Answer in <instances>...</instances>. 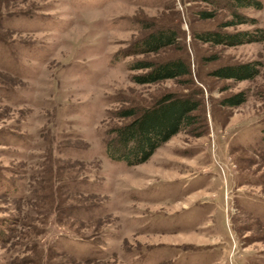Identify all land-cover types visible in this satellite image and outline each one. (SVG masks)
I'll use <instances>...</instances> for the list:
<instances>
[{
    "label": "rangeland",
    "instance_id": "obj_1",
    "mask_svg": "<svg viewBox=\"0 0 264 264\" xmlns=\"http://www.w3.org/2000/svg\"><path fill=\"white\" fill-rule=\"evenodd\" d=\"M231 1L0 0V264H264V66L211 74L262 59L264 42L194 37ZM239 11L257 23L226 31L264 27V6ZM157 27L178 43L125 56ZM173 58L191 75L140 84L147 70L129 68ZM168 92L201 99L197 123L143 164L111 161L109 133L130 120L117 111Z\"/></svg>",
    "mask_w": 264,
    "mask_h": 264
},
{
    "label": "trees",
    "instance_id": "obj_2",
    "mask_svg": "<svg viewBox=\"0 0 264 264\" xmlns=\"http://www.w3.org/2000/svg\"><path fill=\"white\" fill-rule=\"evenodd\" d=\"M226 7L230 11L228 18L223 19L213 30L195 31L194 37L207 43L238 46L247 43L264 42V27L254 29L226 31L229 27L241 24H256L257 20L239 11L240 8H263L262 0H232ZM202 19L215 18L217 10L199 11ZM178 31L173 27H157L137 40L132 50L125 56L158 52L161 49L176 45ZM211 57V58H215ZM264 66V56L260 60H251L235 64H226L212 70L218 78L238 81L256 78ZM131 70L145 69V73L133 78L140 84L155 83L164 79H177L190 76L191 69L182 58H173L163 62L140 60L130 63ZM247 94L239 91L222 99L225 106H239L246 102ZM202 106L201 99L192 93L179 94L168 92L160 96L153 104L145 107H130L118 110L120 118H130L125 124L116 126L110 131V138L105 144V154L113 162H124L135 166L147 162L157 149L183 130L193 127L198 120L195 113Z\"/></svg>",
    "mask_w": 264,
    "mask_h": 264
}]
</instances>
